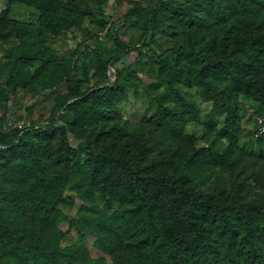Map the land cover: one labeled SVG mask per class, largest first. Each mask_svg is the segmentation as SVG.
I'll return each instance as SVG.
<instances>
[{"label": "trees", "instance_id": "1", "mask_svg": "<svg viewBox=\"0 0 264 264\" xmlns=\"http://www.w3.org/2000/svg\"><path fill=\"white\" fill-rule=\"evenodd\" d=\"M5 1L0 106L19 90L37 97L62 84L64 91L38 126L4 132L0 115V264H85L79 248L60 245L61 209L73 179L79 180L74 190L100 198L106 212L82 214L70 225L82 237L95 236L113 264H264V191L246 194L240 177L246 154L238 146L240 96L258 102L264 117V0H169L172 25L181 29L177 47L152 56L166 90L156 97V113L133 132L122 122L120 105L137 77L122 70L110 83L106 74L132 48L117 39L119 50L97 55L91 75L87 66L75 73V62L56 58L50 46V37L72 30L107 29L102 0L98 8L90 0ZM163 1L149 8L143 37ZM19 4L34 9L35 23L11 17ZM92 78L95 85L84 90ZM179 85L198 88L203 102L226 114L223 152L208 134L185 131V117L168 105L175 99L187 107ZM258 145L264 150V136ZM214 167L239 181L233 191L199 188Z\"/></svg>", "mask_w": 264, "mask_h": 264}, {"label": "rangeland", "instance_id": "2", "mask_svg": "<svg viewBox=\"0 0 264 264\" xmlns=\"http://www.w3.org/2000/svg\"><path fill=\"white\" fill-rule=\"evenodd\" d=\"M176 1L183 3L185 0ZM90 2L95 8H98L100 3L99 0H90ZM135 2H138L139 7ZM154 2L155 0H132V2L129 0H102L99 4L100 9L106 14L108 22L111 24L107 29L94 30L90 34L81 30H72L69 34L58 38L50 37V46L56 58L75 62V73L87 66L92 75L97 68V55L108 58L113 51L119 50L117 39L132 48L114 67L111 66L109 70L108 68L106 70L110 83L116 80L122 70H125L124 73L130 72L137 77L129 87L128 100L120 105L121 119L122 122L128 123L129 132H133L136 126L144 123L156 113L158 108L156 97L165 92L166 83L157 76V64L152 56L160 55L167 49L177 47L175 32L181 30L173 27L174 14L169 0H164L161 8L154 10L155 22L149 24L148 34L143 37L148 10ZM5 7L6 1L0 0V12ZM11 17L24 22L35 23L37 21L34 9L22 4L13 7ZM85 26L93 30L88 21ZM14 43L16 42L5 44L2 48H10ZM86 44L88 47L85 46ZM33 69L34 67L30 68V70ZM96 81V78H92L90 84L84 85V90L92 87ZM218 83L221 87L230 86V83L220 79H218ZM178 88L187 102V107L184 109L175 99H172L168 105L173 106L178 114L185 117V131L198 137L208 134L209 143L214 142L216 149L223 152L228 146V141L220 136V131L223 128L226 114L222 113L214 103L203 102L201 91L198 88H188L184 85H179ZM62 91H64L62 84L56 88L42 91L37 97L19 90L8 104L0 106V115L4 117V132H11L17 128L26 130L30 126H38L48 120L55 110L59 94ZM239 100L242 131L238 146L246 154L243 165L246 173L240 177L244 180L246 194L250 196L256 192L264 191L262 179L264 150L258 145L264 136L258 133L259 122L260 120L264 122V117L258 113L260 108L258 102L243 95ZM211 125L214 126V129H211ZM69 140L73 147L80 146V142L73 136H70ZM253 172L254 176H252ZM78 182V179H73L65 192L66 203L62 205L59 223V229L62 232L60 245L63 248L70 246L79 248L85 254V264H113L111 256L96 247L95 236L82 237L70 225L82 214L100 216L106 212L105 203L100 198L85 197L74 190L73 186ZM237 183L239 181L236 182V179L232 178L228 171L222 167H214L208 172L199 188L208 192H213L220 187L233 191ZM109 213L112 214L113 211Z\"/></svg>", "mask_w": 264, "mask_h": 264}, {"label": "built area", "instance_id": "3", "mask_svg": "<svg viewBox=\"0 0 264 264\" xmlns=\"http://www.w3.org/2000/svg\"><path fill=\"white\" fill-rule=\"evenodd\" d=\"M258 133L261 135H264V122H263V120H260V122H259Z\"/></svg>", "mask_w": 264, "mask_h": 264}]
</instances>
